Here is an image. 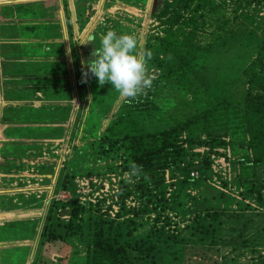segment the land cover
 Listing matches in <instances>:
<instances>
[{"label": "trees", "instance_id": "trees-1", "mask_svg": "<svg viewBox=\"0 0 264 264\" xmlns=\"http://www.w3.org/2000/svg\"><path fill=\"white\" fill-rule=\"evenodd\" d=\"M200 3L188 17L177 8L170 13L163 8L157 17L160 32L138 49L151 50L149 70H158L157 84L170 86L173 96L167 109L157 103L163 91L148 90L147 95L122 102L109 125L81 150L75 149L72 169L63 174L60 186L69 200L52 203L40 238L45 247L60 251L74 244L73 264H196L213 253L219 256L215 264H239L234 255L240 257L245 249L255 251L262 244L258 236L264 232L260 180L264 173V25L257 17L264 0ZM206 7L210 23H216L220 33L232 35L227 46V39L219 34L206 46L195 41L198 21L204 26L206 12L201 10ZM236 20L242 26L233 31L230 27ZM244 41L254 48L251 66L242 72L244 88L238 94L226 91L216 96L212 89L217 81L212 73L204 80L203 71H209L199 61L204 64L216 50L241 46ZM201 86L207 105L192 130L193 119L181 120L177 107L183 103L190 107L201 96ZM226 144H246L252 159L225 157L219 149ZM221 156L229 162L228 175L221 168L213 169ZM96 163L118 177V191L91 203L75 193L74 179L93 172L80 169L83 165ZM133 163L142 166L138 175H130ZM107 200L118 206L115 217L109 215ZM128 200L134 204L127 205ZM222 246H231V256L220 255ZM257 253L253 263L264 264V251Z\"/></svg>", "mask_w": 264, "mask_h": 264}, {"label": "rangeland", "instance_id": "rangeland-1", "mask_svg": "<svg viewBox=\"0 0 264 264\" xmlns=\"http://www.w3.org/2000/svg\"><path fill=\"white\" fill-rule=\"evenodd\" d=\"M214 1L216 4L219 3L220 0ZM200 2H202V0H121L118 5L109 9L110 11L108 12H102L103 14L101 15L99 14L100 12L96 14L95 11H93L90 16L91 21L89 20V22H93V26L89 28V33L90 37L95 36V41H91L92 49H84L83 53L85 56L92 57L87 59V61L94 59L91 53L95 50V47L99 48L101 46V34H106L109 30H114L116 33L122 30L124 34L135 36L138 40V49H140L139 47L142 48L144 44H146L150 35L160 32L161 29L160 26H158L157 17L162 12L163 8H167L168 13L177 8L184 17H188L189 14L192 13L191 9L197 4H201ZM108 6L109 5L105 2V9ZM117 7H119L117 11L113 12ZM129 8L135 9L131 10ZM203 11L206 12L203 19L204 26H202L203 23L201 21H198L199 25L196 29L195 41L202 46H206L208 43H212L214 37L219 34L221 39H227V46L231 41L229 36L232 35H229L228 32L224 34L220 33L217 24L210 23L211 15L209 9L206 7L204 10H201V12ZM74 13L77 28L82 29L85 24H89V22H87L88 19L82 20L81 9L77 8ZM117 13H119V15H116ZM113 16L119 17L114 19L112 18ZM227 17L229 20L231 19L229 14H227ZM257 18L264 25V5L259 6ZM236 21L237 22L234 21L230 27L233 31L242 26L241 24H237L239 20ZM22 29H25L22 34L27 38L35 36L40 37L36 31L38 29L42 31L45 30L43 26ZM10 30L11 34H13V32H18V27H10ZM246 44L247 42L244 41V45L242 44L241 46H229L225 51L216 50L206 59L204 64L201 60L199 61L200 65L205 66L209 71V73L203 71L202 76L204 80H206L208 75L213 74L217 81L216 87L212 89V92L216 96L224 95L226 91H228V94L235 92L238 94L244 88L242 72L251 66L252 52H254V48H249ZM8 47L11 51L13 48H16L15 45H8ZM19 47L22 49L23 57L31 60L24 59L20 62L17 65L18 68L21 69L19 72L10 66L8 68V74L14 76L18 73V75L25 74L29 76L27 80L24 76L21 77L23 80H17L16 84L22 86L20 89H12V86L14 87L16 84L11 85L12 81H9L8 84L11 86L7 91L9 93L20 92L27 100H30V98L32 99L33 94L41 96L42 98H44L43 96L45 94L48 100L53 93L57 96L62 95L64 99H69L70 92H66L64 89H58L57 85L60 84V80L56 78L61 77L68 82L69 76L71 75L73 83L70 110L71 112L73 111V121L71 122L68 120L67 123L65 122L63 117L67 114L65 108L61 106L46 103V105L40 107L41 97L36 98V101H39L40 104L38 108L21 106L15 109V111H19V116L14 113L12 114V116H14L13 120L16 123L10 124L9 127L6 128L5 134L24 142L21 146L8 145L7 148L11 149L15 157L13 158V164L22 167L24 165L27 166L28 160L32 162L36 161V167L46 165L47 169L51 168L55 170L56 174H42L40 172L39 175L25 174L24 176H16L15 180L20 183H25L27 181L22 186L25 188L24 192H18L17 195L5 194V197H0V209H5V211L9 213L17 211L16 208L19 209L18 204H16L18 202L27 203L26 206L30 209H41L35 211V213L39 212L36 213L39 218L35 219L34 215L31 214L33 213L32 211L22 210L20 212H24L23 219L9 222L5 228H0V235L3 239L6 238L8 240L6 243H8L9 246L14 245L6 251L8 254L7 258L1 256L2 250L0 249V264H31L32 261H34L35 264H73L74 244L72 245L69 243L67 246H62L60 251L56 246L47 248L40 242L42 231L45 228L46 217L50 212L53 202L60 201L66 204L69 200V194L60 190V186L63 180V174L72 169L70 161H72L74 157L75 149L81 150L83 145H87L90 141L91 136L103 131L112 121L114 113L118 111L122 102H129V99H121L119 93L110 84H105L101 87L95 76H90L87 83H81L82 77L78 72L80 70V65L77 61L78 54L76 50L73 51V54H70V72L65 57L57 55L59 53L57 50L59 46L57 44L48 43L46 49L39 45L31 46L27 51V44H21ZM50 57H57V61L63 60L65 62V68L64 63L53 62ZM39 59L41 61H39ZM37 60L38 62H36ZM58 72L59 74L54 76ZM47 82H49L51 86L47 85ZM50 87L52 89H48ZM58 87H60V85ZM154 88L158 91L157 93L163 91L157 103L161 108L167 109V105L170 104V99L173 96L170 86L168 87L163 83L157 84L156 80H154L153 86L149 91H153ZM201 90L203 95L201 94V96L196 98L190 107H188L186 103L178 105L177 107L181 120L193 119L191 124V126L193 125L192 130H196L195 121L198 115L204 110V106L207 105V97H205L203 92V86H201ZM147 94L146 92L144 95ZM139 96L140 95L135 99L139 98ZM131 101H133V99ZM242 136V138H245L243 141H247L244 129L242 131ZM45 140H48L50 144H45ZM196 151L199 150L197 149ZM219 151L223 153L225 157L232 160H236L244 155L252 159V153L246 144L242 146L239 144H226L224 148L219 149ZM221 157L217 158L219 159L218 161L229 163L226 159L224 161ZM40 158L42 159L40 160ZM22 160L25 161L22 162ZM105 168L106 166L99 165L98 163L86 164L80 168L84 171H93L92 173H85V175H80L74 179L75 193L81 200L95 203L96 200L100 201L109 193H117L118 177L112 173H107L108 171H105ZM96 172H98V174ZM13 179L14 178H7V183L10 187L12 186ZM52 179H54L53 184H51ZM112 179H114V181H112ZM260 180L264 183L263 172L260 173ZM104 183L108 186L107 190H105ZM84 184H87L88 187ZM40 185L41 187H39ZM109 203L110 201L107 200L106 205ZM126 204L132 206L134 202L128 200ZM112 205L109 207V211L112 210ZM115 206L118 210L117 205ZM61 218L65 220L67 215L61 216ZM259 236L258 241L262 242V244L258 245L255 251L245 249L243 255L240 257L234 255L233 259H237V263L257 264L253 263V258L258 254L257 252L264 251V232L259 234ZM222 248L223 246L220 248L221 256L222 254H230L231 256L229 251L231 246ZM207 255H209V253L206 255L201 253L200 256L203 257ZM29 259L31 260L30 262L28 261ZM217 259H219V256L213 253L206 258L196 260V264H215L214 261H217Z\"/></svg>", "mask_w": 264, "mask_h": 264}, {"label": "crops", "instance_id": "crops-1", "mask_svg": "<svg viewBox=\"0 0 264 264\" xmlns=\"http://www.w3.org/2000/svg\"><path fill=\"white\" fill-rule=\"evenodd\" d=\"M120 1L121 0H0V197H5V194L17 195L18 192H24L25 188H23L22 186L27 181L25 179V183H20L19 181L15 180L16 176H24L25 174L39 175L40 172L42 174H56L55 170H52L51 168L47 169L46 165L36 167V161L32 162L28 160L27 166L24 165L22 167L17 164H13V158L15 157L13 156L11 149L7 148L8 145L21 146L24 144L22 140L15 137H10L8 134H5L6 128H8L10 124L16 123L13 120L14 116H12V114L14 113L18 116L20 115L18 113L19 111H15V109L21 106H32L34 108H38V105L40 104L39 101H36V98L41 97L38 95L37 97L36 94H33V98L31 99L29 97L30 100H27L24 96H22V94H20V92L9 93L7 91L11 85L16 84L17 80H23V78H21L22 76L26 77V80L29 76L25 74L18 75L17 72V75L14 76L8 74V68L10 66L19 72L21 71V69L18 68L17 65L24 59L31 60L29 58L23 57L22 49L19 47V45L27 44V51L31 46L39 45L40 47H45L46 49V45L48 43L57 44L59 46L57 49L59 53L57 55L60 57H65L66 62L69 66V70L71 64L70 54H73V51L76 50L78 54L77 61L80 65V70L78 72L82 77L81 61H87V59L92 58L91 56H85L83 53L84 49H92L91 41L84 44L90 37L89 28H92L93 26V22H89V20L91 21L90 16L92 15L93 11H95L96 14L100 12V15L105 13V11L108 12L110 11L109 9H112L114 6L118 5ZM105 2L109 5L108 7H106V9L104 7ZM77 8L81 9L82 20L88 19L87 22H89V24H85L82 29L77 28V25L75 23L74 11ZM118 8L119 7H117L113 12H116ZM129 9L134 10L135 8ZM116 15H119V13H117ZM117 17L113 16L112 18L116 19ZM39 26H43L45 28L44 31L39 29L36 31V33L39 34L40 37L35 36L27 38L22 34V32L25 31V29L22 28ZM10 27H18V32H13V34H11ZM8 45H15L16 48H13L11 51L9 50ZM56 58L57 57H50L53 62L64 63L65 68V62L63 60L57 61ZM39 61L41 60L39 59ZM36 62H38V60ZM58 74L59 72L54 76H57ZM56 79L60 80V87H58L59 85H57V88L64 89L66 90V92H70V98L64 99L62 98V95L57 96L55 93H53L50 95V99L47 100L44 94V98H40V107L46 105V103L61 106L65 108V112L67 114L65 115V117H63L65 122L67 123L68 120L72 122L73 111L71 112L70 110V101L72 100V76H69L68 82H66V79L63 80L61 77ZM9 81H12L11 85L8 84ZM47 85L51 86L49 82H47ZM21 87L22 86L20 84H16L14 87L12 86V89H20ZM48 89L52 88L50 87ZM44 143L50 144L48 140H45ZM41 159L42 158H40V160ZM23 161L25 160H22V162ZM7 178H14L12 180L11 187L7 183ZM53 180L54 179H52L51 184L54 183ZM39 187H41V185ZM16 204H18L19 209L16 208L17 211H13L11 213H9L8 211L6 212L5 209H0L1 229L5 228L9 222L23 219L24 212H20L22 210L32 211L33 213L31 214L34 215V218H39L36 214L39 212L35 213V211H39L41 209H30L28 206H26L27 203L24 202H18ZM7 241L8 240L6 238L3 239L0 235V249L2 250L1 256L5 258H7L8 255L6 251L14 246H9L8 243H6ZM28 261L30 262L31 260L29 259Z\"/></svg>", "mask_w": 264, "mask_h": 264}, {"label": "clouds", "instance_id": "clouds-1", "mask_svg": "<svg viewBox=\"0 0 264 264\" xmlns=\"http://www.w3.org/2000/svg\"><path fill=\"white\" fill-rule=\"evenodd\" d=\"M90 41L94 42L95 36L89 37L84 44ZM100 44L91 53L94 59L81 61V83H87L90 76H95L101 87L110 84L121 99H129V102L152 88L158 73L157 69L148 68V61L152 59L153 53L147 49L138 51L135 36L118 35L116 31L109 30L106 34H101ZM141 172L142 166L133 163L130 175ZM144 178L149 179L147 174Z\"/></svg>", "mask_w": 264, "mask_h": 264}, {"label": "built area", "instance_id": "built-area-1", "mask_svg": "<svg viewBox=\"0 0 264 264\" xmlns=\"http://www.w3.org/2000/svg\"><path fill=\"white\" fill-rule=\"evenodd\" d=\"M224 161H225V158L224 157H221ZM219 159H216L215 160V166H213V169L214 170H217L216 169V167L217 168H221L222 169V171H223V174H229V166H228V163H222V162H220V161H218ZM221 166H220V165ZM111 179V178H110ZM112 181H114V179H112ZM85 186H87L88 187V185L87 184H84ZM104 186H105V190H107V188H108V186H107V184L106 183H104ZM117 191V190H116ZM110 201V200H109ZM106 204H107V202H106ZM112 204H114V203H112V202H110L108 205H112ZM116 205V204H115ZM115 205H112V210L111 211H109V215L111 216V217H115L116 216V214H117V212H118V210H117V208H116V206ZM118 207V206H117Z\"/></svg>", "mask_w": 264, "mask_h": 264}]
</instances>
